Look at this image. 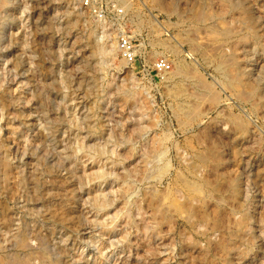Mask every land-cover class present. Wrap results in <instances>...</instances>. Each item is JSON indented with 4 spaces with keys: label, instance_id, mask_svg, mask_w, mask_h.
Returning <instances> with one entry per match:
<instances>
[{
    "label": "rangeland",
    "instance_id": "rangeland-1",
    "mask_svg": "<svg viewBox=\"0 0 264 264\" xmlns=\"http://www.w3.org/2000/svg\"><path fill=\"white\" fill-rule=\"evenodd\" d=\"M1 96L0 256L264 264V0H4Z\"/></svg>",
    "mask_w": 264,
    "mask_h": 264
},
{
    "label": "bare ground",
    "instance_id": "bare-ground-1",
    "mask_svg": "<svg viewBox=\"0 0 264 264\" xmlns=\"http://www.w3.org/2000/svg\"><path fill=\"white\" fill-rule=\"evenodd\" d=\"M3 2H4V0H0V3H3ZM116 49L117 48H115V50ZM0 98L5 101L4 96H1ZM209 159H211V158H209ZM217 160H218V158H217ZM50 217H51V219L52 218L53 219L56 218L57 221L59 220V222L61 221V222H63L66 225H69L71 223L70 222L71 221V212L68 211L67 209H65L61 205H59L58 208H56L55 210H53V212H51ZM43 244H44V242H43ZM41 247H44V246H41ZM17 248L19 249L18 255H15L14 254L15 251H14V253L11 252L14 255V256H11V257H7L8 254H7V256H3L1 254V256H0V264H58L60 262V259H59L60 256H59V253L57 251H56V253L50 252V253H53L54 255H48V253L46 251H44L45 249L39 247L41 249V251L39 252V251H37V249L35 247H33V246L31 247V246L28 245V243H26V239H25L24 235L21 236L18 239V241H17ZM9 255H10V253H9Z\"/></svg>",
    "mask_w": 264,
    "mask_h": 264
}]
</instances>
